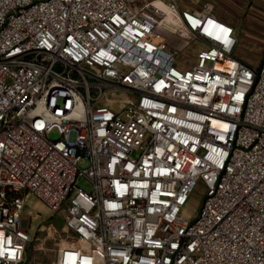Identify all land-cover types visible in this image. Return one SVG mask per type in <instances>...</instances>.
Here are the masks:
<instances>
[{
  "label": "built area",
  "instance_id": "obj_1",
  "mask_svg": "<svg viewBox=\"0 0 264 264\" xmlns=\"http://www.w3.org/2000/svg\"><path fill=\"white\" fill-rule=\"evenodd\" d=\"M236 45L180 0H0V264L57 232L28 233L29 194L80 243L51 264H264V55Z\"/></svg>",
  "mask_w": 264,
  "mask_h": 264
},
{
  "label": "rangeland",
  "instance_id": "obj_2",
  "mask_svg": "<svg viewBox=\"0 0 264 264\" xmlns=\"http://www.w3.org/2000/svg\"><path fill=\"white\" fill-rule=\"evenodd\" d=\"M173 38V39H172ZM169 39L172 46H178L181 44V40L176 37ZM197 44H190L187 46H182L181 49L177 52L176 58L181 62L182 67H187L192 64L193 56L195 49H197ZM233 55L238 59L243 60L250 67H256L259 65L263 55H264V21L258 23L257 28L254 29L253 34L250 33V37L242 36L238 38L236 48L233 52ZM106 96L113 101L112 107L117 109L120 104V99L122 98L121 91H109ZM50 138L55 139L57 135L52 133ZM79 166L86 167L87 162L82 161L79 163ZM79 185L82 187H88L89 184L84 179L79 181ZM205 195V189L201 181L197 182L196 187L192 191L188 201L181 211V216L190 220L195 218L199 211ZM25 216L27 219H30V228L28 233L33 235L39 224L43 223V219H47L44 224L52 223L57 232L54 234L53 238L47 240L43 247H36L35 249L29 248L28 253L35 252V261L43 264H51L56 262V250L60 242L64 239L69 240L74 238L75 241L80 246V243L77 241L76 237L63 227L62 217L56 216L50 218V212L48 208L32 194H29L25 199ZM71 239V240H74Z\"/></svg>",
  "mask_w": 264,
  "mask_h": 264
},
{
  "label": "crops",
  "instance_id": "obj_3",
  "mask_svg": "<svg viewBox=\"0 0 264 264\" xmlns=\"http://www.w3.org/2000/svg\"><path fill=\"white\" fill-rule=\"evenodd\" d=\"M180 7L210 8L216 18L233 26L237 41L242 36L250 37L264 21V0H180Z\"/></svg>",
  "mask_w": 264,
  "mask_h": 264
}]
</instances>
